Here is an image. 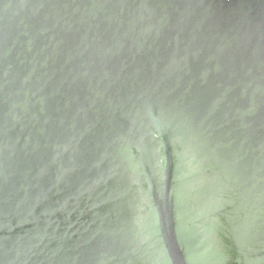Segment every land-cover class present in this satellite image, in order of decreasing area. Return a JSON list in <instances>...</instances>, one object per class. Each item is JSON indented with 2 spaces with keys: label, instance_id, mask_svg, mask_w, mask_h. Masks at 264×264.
I'll return each instance as SVG.
<instances>
[{
  "label": "water",
  "instance_id": "1",
  "mask_svg": "<svg viewBox=\"0 0 264 264\" xmlns=\"http://www.w3.org/2000/svg\"><path fill=\"white\" fill-rule=\"evenodd\" d=\"M0 264H264V0H0Z\"/></svg>",
  "mask_w": 264,
  "mask_h": 264
}]
</instances>
